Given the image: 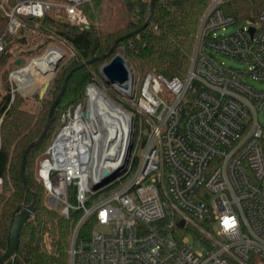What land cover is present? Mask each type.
<instances>
[{"label":"built area","instance_id":"built-area-1","mask_svg":"<svg viewBox=\"0 0 264 264\" xmlns=\"http://www.w3.org/2000/svg\"><path fill=\"white\" fill-rule=\"evenodd\" d=\"M91 1L0 0V8L17 37L27 18L51 13L89 27L84 6ZM224 3L210 0L203 12L185 77L149 71L137 96L133 75L128 89L116 85L134 101L137 116L124 112L133 148L141 146L136 168L127 180L130 167L117 178L118 187L92 188L97 171L109 167L103 162H115L106 131L70 129L79 111L81 123L93 124L83 103L65 115L38 177L49 208L76 213L69 264H264V89L249 82L264 81V9L255 21L219 34L238 22ZM5 47L0 37V54ZM74 184L78 206L70 202ZM180 228L194 234V243L177 240Z\"/></svg>","mask_w":264,"mask_h":264},{"label":"trees","instance_id":"trees-1","mask_svg":"<svg viewBox=\"0 0 264 264\" xmlns=\"http://www.w3.org/2000/svg\"><path fill=\"white\" fill-rule=\"evenodd\" d=\"M151 1L124 0L130 18L125 26L110 32L97 24H90L86 28L73 26L64 20L53 18L50 14L42 18H27V27L22 30L46 32L70 46L74 52L68 71L52 83L47 95L41 99L42 107L38 113L23 108L25 98L17 91L13 93L8 81V66L14 55L12 49L16 44H26L27 39L20 40L10 34L8 18L0 8V37H4L6 41L5 50L0 54V81L6 86V93L0 100V256L7 248L10 224L16 209L20 205L31 204L33 193L37 194L35 213L24 225L15 253L5 264H69L70 238L76 224V213L67 217L60 210L49 208L46 189L38 177V160L44 157L66 112L69 109L74 110L82 103L85 89L94 81V74L99 72L101 65L109 62L119 52L140 76L149 71L168 78L186 76L195 34L210 0H157L153 9ZM262 9L264 0H225L223 4L225 13L242 22L255 21ZM149 17L151 23L148 27L122 40L113 53L77 70L71 76L45 138L27 155L25 175L29 189L26 188L20 175L24 151L41 136L51 105L60 92L66 75L86 60L109 53L117 38L141 27ZM37 23H41L40 26ZM18 59L22 65L24 60L20 56L16 57L14 63L17 64ZM139 158L134 149L129 163L132 169L136 168ZM130 171L122 180L131 176ZM113 183L116 187L120 185L118 179L111 184ZM91 225L92 221L86 228Z\"/></svg>","mask_w":264,"mask_h":264},{"label":"rangeland","instance_id":"rangeland-1","mask_svg":"<svg viewBox=\"0 0 264 264\" xmlns=\"http://www.w3.org/2000/svg\"><path fill=\"white\" fill-rule=\"evenodd\" d=\"M84 10H85V13H86L88 19L90 20L91 24H97L100 28H103L104 30L109 31V32L115 31V30L125 26L129 20V18H130L129 13L127 11V8L124 4V0H93V1L85 4ZM50 16L61 21V19H58V17H56V13H51ZM40 24L41 23H39L38 26H40ZM243 24H244V22L238 21L236 24L229 26L226 30H223V29L219 30L218 33L219 34L230 33L232 31L236 30L237 28L241 27ZM17 37H19L20 40L27 39V43L24 45L16 44V46L12 49L14 55H13V58L10 60V64L8 66V70L10 72L8 81L11 84L12 92L14 93L15 91H17L19 94H21L25 98L26 101H25V104L23 105V108L32 112V113H38L42 107V102H41L42 98L40 96V92L45 85L44 82L47 80H50V82H51L50 86H51L52 83L57 78L61 77V75L64 74V72H67L68 67L70 65V60L74 56V52L70 46L64 44L58 38H56V37L53 38L52 35H49L46 32H42L40 30L35 31L32 29H24V30H22V33L20 32ZM48 39H50V41H48ZM53 45L57 46V47H59L65 51V57L62 60L60 66L57 69V71L55 72V74H54V68H55V66L59 60L52 59L47 63L48 74L42 76L41 79H39L35 82H31L29 84L21 86L20 89H23L24 91L21 90V92H20L18 90L20 85L18 84V82L16 81L14 76H12V73L17 71V70H20V69L23 70L22 68L26 69L27 67H29L34 58L44 56V54H46L48 49ZM18 56L22 57L24 60V62L21 66L14 63L16 60V57H18ZM213 56L219 62H224L227 66H231V67L238 68L241 70L247 69V65L242 61L235 60L233 58L227 57V56L222 55L220 53H213ZM103 65H101L99 72H95L94 81L92 83L96 84L103 91H105L107 93V95L117 103V105H119L120 107H122L125 110L133 112L137 116V113L135 111L134 101H132L130 94L128 95V94L121 92L115 85L110 84L106 81L103 74L101 73V69H102ZM129 68L132 72L133 79H134V90L131 93V95L137 96L139 93L140 87L142 85L143 79L145 77V74L142 76L138 75L133 70L130 62H129ZM26 75H27L28 82H30L32 80V78H31L32 74L29 73V75L28 74H26ZM26 75H25V77H26ZM2 82L3 81H0V100L2 99V96H4L6 93V90H5L6 86ZM249 82H251L253 85H255L259 89H264V81H255V80L250 79ZM89 85L85 89V95H84V98L82 101V103H83L82 109L85 111V113L88 111V108H89V112H90V101H89V97H88V91L90 88ZM46 95H47V93L44 96H46ZM70 111L71 110L69 109L66 112V114H68ZM72 111H73L72 113L74 114V110H72ZM260 119L263 121V114H261ZM63 124H64V117L61 119V122L58 124L59 129L57 132L54 133V135L52 137L53 140L57 136L58 132L61 130ZM96 128L98 129L97 125H96ZM130 138L135 139L134 134H130L129 139ZM137 139H138V135H137ZM53 140H52V142H53ZM52 142L50 143V145L52 144ZM50 145L48 146V148L50 147ZM134 147H136V144ZM48 148H47V150H48ZM134 149L131 153L132 156L134 155ZM135 151H137V154L140 155L141 146L139 148H137V150H135ZM45 154H46V152H45ZM139 160H140V158H139ZM38 161L40 164L41 158H39ZM129 163H130V160H129ZM128 167L131 168V171H130L131 173L135 169V168L132 169L131 165H129V164H128ZM69 190H70V202L74 206H78V200H77L78 186H77V184L70 186ZM47 201H48V195H47ZM175 236H176L178 241H182L185 237L189 238L191 243H194V240H195L194 234H192L187 229H181V228L177 229L175 232Z\"/></svg>","mask_w":264,"mask_h":264},{"label":"water","instance_id":"water-1","mask_svg":"<svg viewBox=\"0 0 264 264\" xmlns=\"http://www.w3.org/2000/svg\"><path fill=\"white\" fill-rule=\"evenodd\" d=\"M156 1L157 0L151 1V9H153V7L155 6ZM150 23H151V17H149L148 20L141 27L133 30L130 33L124 34V35L120 36L119 38H117L114 42V46L111 48L109 53L104 54L102 56H95L89 60H86L85 62L81 63L80 65H77L74 68H72V70L66 75L65 80H64L63 85H62V88H61L60 92L58 93V95L56 96V98L54 99V101L51 105L49 115H48V121H47V124H46L41 136L37 140H35L34 142L30 143L24 151L23 160H22L21 169H20V175H21V179H22L24 185L26 186V188L29 189V186H28V183L26 180V175H25V165H26V161H27V155L32 148H34L38 144H40L43 141V139L45 138V136H46V134L50 128V125L53 121V117H54L56 108L58 107L62 97L64 96V94L67 90L68 82H69L71 76L74 74V72H76L77 70H79L81 68L89 66V65L93 64L94 62L104 58L105 56L113 53L116 46L122 40L138 34L142 30H144L146 27H148L150 25ZM64 57L65 56H63L57 62L56 66L54 68V74L57 71V69L59 68ZM17 64L19 66H21V61L19 59L17 60ZM18 71L19 70L15 71V72H18ZM13 73H12V76H13ZM101 73L103 74L104 78L106 79V81L108 83L113 84L115 86L117 85V86L123 87L124 89H128L130 87L129 83L132 82V72L129 68V62L127 61L125 56L119 52L115 53V55L111 58V60L103 65V67L101 69ZM50 84H51L50 80L45 82V85L40 92L41 98H43L44 95L47 93V91L50 87ZM18 90L21 92L20 88ZM121 109L124 110L122 107H121ZM86 116L87 117L90 116L89 112H87ZM132 149H133V138H130L128 145H127L126 156H125L123 162L118 166H114V167L112 166V167H108V168H105L104 170H102L101 173L94 179L93 186H92V188L94 190H98L100 188H103V187L111 184L113 181H115L117 178L122 176L127 171L129 160H130L131 153H132ZM33 196H34V199H33V202L31 204L20 205L16 209L15 215L11 221V224H10V230H9V234H8V245H7L5 252L2 254V256H0V264H5L14 255L15 250H16L17 245H18V241H19L22 229H23L24 225L26 224V222L35 213L36 204H37V194L33 193ZM181 226H184V221L181 222Z\"/></svg>","mask_w":264,"mask_h":264},{"label":"bare ground","instance_id":"bare-ground-1","mask_svg":"<svg viewBox=\"0 0 264 264\" xmlns=\"http://www.w3.org/2000/svg\"><path fill=\"white\" fill-rule=\"evenodd\" d=\"M63 56H65V51L57 46H51L46 54L42 57L34 58L31 64L34 62V66L37 68L41 66L43 61H49L50 59L60 60ZM30 64V65H31ZM28 68V67H27ZM34 68V67H32ZM25 69V68H22ZM21 69L18 71L20 72ZM14 72L13 76L16 75ZM23 72V70H22ZM30 74H32V69L29 70ZM39 73H43L40 69ZM28 72L19 73L16 75V80L19 82L20 86H24L26 84H29L32 82L33 79H35L36 74H32V80L28 82L27 75ZM26 75V77H25ZM42 76V74H40ZM41 78V77H38ZM36 80H39V79ZM49 81V80H47ZM45 81V82H47ZM44 82V83H45ZM19 86V88H20ZM23 90V89H21ZM24 91V90H23ZM88 97L90 101V115L91 119L93 121V124H85L81 123L80 117L82 116L81 111L77 112V122L73 123L70 127L76 128L78 126H82L85 130L94 129L96 130V125L98 126V129L95 132H98L99 134H103L102 130L106 131L107 137L106 142L109 144V148L111 152L108 154L109 158H112L111 156H115L113 159H115V162L108 163L107 161H104L103 167L106 166H118L120 165L125 156L127 151V145L129 142V136H130V126L128 122V116L125 114L124 110L121 109L119 105L116 104L114 100H112L105 91H103L99 86L96 84L91 85L88 91ZM98 137V136H97ZM98 138H102L99 136ZM100 153V152H99ZM102 171V168L100 169ZM99 170L97 171L98 175L101 173Z\"/></svg>","mask_w":264,"mask_h":264},{"label":"crops","instance_id":"crops-1","mask_svg":"<svg viewBox=\"0 0 264 264\" xmlns=\"http://www.w3.org/2000/svg\"><path fill=\"white\" fill-rule=\"evenodd\" d=\"M50 60H52V59H50ZM49 60V61H50ZM49 61H43L42 62V64H41V66L40 67H36V66H34L33 64H34V62L28 67V68H26V69H23V72H22V70L19 72V73H24V72H28V75H29V70L30 69H32V74L34 75V74H36V77H35V79H33L32 80V82H35V81H37L36 79L38 78V77H42V76H44V75H47L48 74V66H47V63L49 62ZM32 67H34V68H32ZM40 69L42 70V72L43 73H39V71H40ZM19 73H17V74H19ZM16 74V75H17ZM40 74H42V76H40ZM16 75H14V78L16 79ZM38 79H41V78H38ZM17 80V79H16ZM18 81V80H17ZM18 84H19V82H18ZM21 87V86H20ZM2 119H0V126H1V123H2V121H1Z\"/></svg>","mask_w":264,"mask_h":264}]
</instances>
